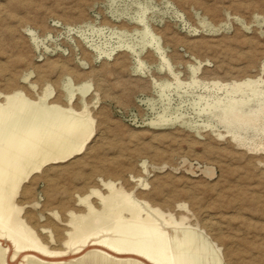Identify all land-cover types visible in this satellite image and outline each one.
Returning <instances> with one entry per match:
<instances>
[{
    "label": "rangeland",
    "instance_id": "1",
    "mask_svg": "<svg viewBox=\"0 0 264 264\" xmlns=\"http://www.w3.org/2000/svg\"><path fill=\"white\" fill-rule=\"evenodd\" d=\"M122 1L0 0V91L14 88L24 91L27 101L35 103L25 109L28 114L30 110L39 109L35 114L41 124H45L44 118L46 122L51 120L49 115L54 118L48 112L50 104L39 102L47 85L53 88V95L59 91L66 95L79 81L87 80L91 85L88 99L95 93L99 99L97 106L88 104L95 119V136L87 149L67 163L49 166L47 174L44 172L33 184L28 182L31 193H25L27 199L24 195L18 198L23 211L29 218L33 217L30 221L34 222L41 212L48 217L50 208L61 211L62 205L96 180L99 182L100 177L117 178L125 186L129 181L137 185L135 189L143 188L138 180L144 179L148 183L144 198L178 221L171 229L172 236L183 238L188 230L196 233L197 244L185 249L193 264H264V163L260 161L264 160V151L234 142L222 124H216L214 119L200 112L205 101H199L197 94L202 92L209 96L212 90L205 92L198 85L153 88L149 77L142 74L141 77L133 71V59L122 54L131 48L149 49L152 36L144 29V24L155 22L159 27L169 24V35L173 31L175 39L165 50L181 62L173 64L175 71H182L181 79L187 78L189 73L185 62L195 64L196 59L208 60L198 73L201 80L223 81L257 74L264 63V0H170L180 2L181 6L177 2L175 5L186 11L182 16L177 9L178 17L172 13L176 8L169 0H138L143 5L148 2L153 6L147 18L158 21L147 19L136 32H124L103 21L104 17L112 18L116 11L131 13V8L138 7L137 0ZM115 47L120 50L115 55L119 60L107 59L105 53ZM67 74L72 78L71 84ZM30 83H36L35 88H31ZM207 99L211 102L212 97ZM0 103H4L3 98ZM161 107L168 120H157L162 115ZM67 116L65 114V118ZM207 119L212 122L211 129L200 127ZM217 130L224 136L218 137ZM36 200L39 207L34 204ZM33 222L31 225L36 228L39 223ZM208 222H213L214 229L206 227ZM40 223L52 226L47 219ZM1 242L6 244L4 240ZM49 245L60 244L51 242ZM84 254L70 253L63 260L79 259ZM216 257H220L219 261Z\"/></svg>",
    "mask_w": 264,
    "mask_h": 264
},
{
    "label": "bare ground",
    "instance_id": "2",
    "mask_svg": "<svg viewBox=\"0 0 264 264\" xmlns=\"http://www.w3.org/2000/svg\"><path fill=\"white\" fill-rule=\"evenodd\" d=\"M123 1L122 3L125 2ZM169 2L176 8L172 11L173 14H177V9L181 11L182 16L185 14L186 11L184 8L177 6H181L180 2L176 1L177 5H175L176 2L173 3L170 0ZM145 3L146 5H143L142 2L137 0L135 4L138 7L137 9L131 8V13L123 14L117 13L118 11H116L112 18L108 17V19L104 17L103 21H106L112 27L122 29L124 32L132 30L135 32L139 31L143 21H147L148 19L147 14L150 13H148L149 8L152 9L153 7H150V3ZM154 4L156 3L154 2ZM187 13L189 12L187 11ZM178 16L176 15V17ZM148 21L158 20L157 18L154 19L151 17ZM154 23L150 25L144 24V29L152 36L151 41L148 42L149 49L143 51V49L137 50L131 48L122 53L124 56L127 55L133 59V63L130 61L133 65V71L139 73L140 76L142 74L143 76L149 77V85L153 86V88L167 89V87L173 85L176 88H184L185 86L198 85L205 92L212 90V94L209 92V96L212 97L211 102L207 99L209 96L206 93L203 94L201 92V94H197L199 101H205L200 112L205 113L208 116L207 118L214 119L216 124H222L225 128V133L234 142L242 146H247L248 149L264 151V63L261 65L260 71L254 75L248 73L249 75L245 74V76L240 78L223 81L213 78L206 81L199 79L198 73L205 66L204 62L208 60L196 59L197 62L195 64L189 61L185 62L189 73L187 78L181 79L182 76L180 77V73L182 71H175L176 69H173V64L178 65L181 62L174 58V54L165 50L175 39H173L175 36H173L174 32L172 31L170 33L172 35H169L171 31L169 24L159 27ZM70 31L72 34V30ZM176 43L180 42L176 41ZM116 48H112L105 53L107 59L119 60L115 58V55L120 50ZM102 54L104 55V52ZM126 60V57H124L122 61L125 62ZM87 63L83 62L82 64L86 65ZM124 66L125 64L122 67ZM145 71H149V74H146ZM170 76H172V79H170ZM24 77V79L27 78L26 76ZM67 77L68 82L71 84V76L67 74ZM30 85L31 88H35L36 83H30ZM75 85L74 90L78 94L74 90H69L66 95L63 94L64 91L63 93L59 91V93H54L53 95V88L50 85H47L43 89V94L40 97L38 96L39 102L50 104L49 109L48 107L47 109L54 116V118H51V115L48 116L52 121L46 122L44 118L45 124H41V121L39 122L37 120L38 116L35 113L39 109L37 112H35L36 109L34 111L30 110L31 114H28L29 111L27 112V108L25 109V107L35 103L31 100H29L30 102L27 101L28 98L25 97L24 91L19 88H14L7 92L0 91V98L4 100V103H0V264H10L11 262L17 261V264H193V260L188 259L187 255L189 253L187 255L185 254V249L197 244L196 233L188 230L184 233L183 238L172 236L171 229L178 225V221L165 215L150 203L152 201L148 202L146 200L148 198H144L146 193L144 195L143 193L148 185L144 179L138 180L140 186L143 188L135 189L137 185L130 184L129 181L127 182V186H125V184H120L117 178L100 177L99 182L96 180V183L88 187L86 186L87 188L85 190L83 189L84 191L82 192L76 193L72 200L67 199V203L65 202L66 204L61 206V211L50 208L49 206L48 208L50 209L47 213L49 216L46 218L43 215L44 212L39 213V218L34 216L35 212H32L34 214L32 216L35 217L34 222L39 223V230L37 229L38 226L34 228V224L33 226L31 225L33 221L31 222V218L23 211V204L18 199L22 195L25 196L26 192L31 193L29 192L31 186H27V183L31 182L33 184L34 180L38 179L39 176L41 177L49 166L67 163L69 160L81 155L95 136V119L89 111L88 104L91 103L90 105L94 107L99 100L98 96L95 93L93 94L94 96L88 99L91 85L87 80H81ZM100 87L102 88V86ZM22 99H25L26 103ZM153 102H155L154 99ZM33 106L35 105L31 107ZM162 108L160 109L161 112L163 111ZM65 114L68 115L66 118ZM40 116L42 115L40 114ZM195 116L199 115L196 114ZM195 116L193 118H196ZM43 117H40V119ZM157 120L165 121L168 120V117L162 112V115ZM159 123L161 124V122ZM150 125H152V122ZM211 125L212 122L207 119L206 123L200 127H209L211 129ZM249 132H251L250 136L247 135ZM216 135L222 137L224 133L217 130ZM262 154L264 157V153ZM260 161L264 163V160ZM142 164L145 165V162ZM40 180L42 179L40 178ZM83 187H81V190ZM66 191L68 190L66 189ZM66 194L68 195L70 193ZM55 198L53 199L55 200ZM34 204L36 207H39L38 200ZM42 206L44 207V205ZM43 217L52 226H46V222L45 225L41 224L40 222L43 223L44 221ZM49 223L48 225H50ZM212 223L208 222L206 225V227H209V230L214 229L212 228ZM1 240H4L6 244H2ZM51 242L59 243L60 245L51 247L49 245ZM70 253L74 256L85 254L79 259L74 258L70 261L63 260L65 257H69ZM216 259L219 261L220 257H216Z\"/></svg>",
    "mask_w": 264,
    "mask_h": 264
}]
</instances>
